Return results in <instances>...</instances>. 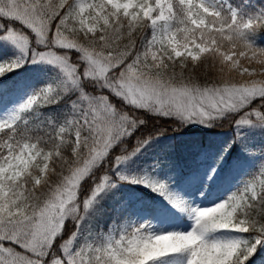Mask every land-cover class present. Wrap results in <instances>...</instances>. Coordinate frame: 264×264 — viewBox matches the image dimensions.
I'll use <instances>...</instances> for the list:
<instances>
[{"label": "snow or ice", "instance_id": "1", "mask_svg": "<svg viewBox=\"0 0 264 264\" xmlns=\"http://www.w3.org/2000/svg\"><path fill=\"white\" fill-rule=\"evenodd\" d=\"M0 20L12 22L0 23V40L20 54L0 61V77L25 63L57 73L0 119V264H155L168 254L184 255L185 264H254L261 257L264 162L239 191L191 208L187 232L154 234L140 224L100 234L81 222L114 186L110 171L160 134L137 136L128 148L125 141L149 124L145 114L264 128V47L251 38L264 30V8L244 17L228 0H0ZM66 98L62 120L40 115ZM130 182L180 203L163 181ZM222 230L241 235L212 238Z\"/></svg>", "mask_w": 264, "mask_h": 264}, {"label": "rangeland", "instance_id": "2", "mask_svg": "<svg viewBox=\"0 0 264 264\" xmlns=\"http://www.w3.org/2000/svg\"><path fill=\"white\" fill-rule=\"evenodd\" d=\"M228 3L244 17L264 8V0H228ZM0 23L7 27L12 22L0 20ZM251 38L256 46L264 47V30H258ZM18 55L20 54L11 44L0 40V61L11 60ZM21 68H26L28 76L26 75V80L16 84L11 91H6L5 85L1 82L4 77H0V119L14 114L29 95L49 83L57 74L52 66L44 63H25L18 69ZM67 111L68 103L65 107V115ZM188 125L195 127L194 130L197 131H208L211 126L199 123ZM195 135L197 133H190L184 137L189 139ZM216 140L212 148L192 144L187 149H181V156L184 159L182 161L178 159V163L171 161L172 157L153 155L149 152L152 142H148L131 159L110 171L111 183L114 186L107 187L96 198L85 214V221L81 222L82 229L88 223L94 233L104 234L121 226L127 228L144 224L154 234L189 231L192 228L191 208L212 206L231 193L239 191L264 162V128L234 127L232 124L231 129L221 131ZM165 169L168 171L166 172ZM121 176L126 179H120ZM143 176L158 182L163 181L167 185L168 192L178 197L180 203L172 206L164 197L142 184L130 182L131 178ZM108 195H112L119 203L111 223L106 229H100L91 224L90 218L98 203ZM68 223V226L71 224L74 227L71 221ZM72 226H69L70 229ZM70 229L68 230L71 231ZM211 235L215 239H233L241 234L222 230ZM155 264H185V257L182 254H168L158 258ZM254 264H264V253L260 258L255 259Z\"/></svg>", "mask_w": 264, "mask_h": 264}, {"label": "trees", "instance_id": "3", "mask_svg": "<svg viewBox=\"0 0 264 264\" xmlns=\"http://www.w3.org/2000/svg\"><path fill=\"white\" fill-rule=\"evenodd\" d=\"M26 71V68H21L4 77L1 82H3V84L5 85L6 91H11L16 84L24 82L27 75ZM204 79L205 77L203 76V74H201L200 82L203 83ZM67 103L68 101L66 98L59 103L41 107L38 109V111L42 117H50L56 121H59L65 117L64 112ZM145 119L149 121V124L141 126L140 129H138L135 133H133L131 137H129L125 141V144L128 146V148H130L133 146V142L135 141L137 136L160 132L159 135H152V138L149 140V142H152L150 149L151 151L149 152L159 157H172L171 161H176L177 163L178 159H180L179 161H182L184 159V157L181 156V149H187V147L192 144L209 148V146L211 147L212 145L216 144V137H218L221 131L230 130L232 126L230 122V119L232 118L226 117L225 119L212 124L208 130L211 132L208 133V131L194 130L195 127H191L188 124L181 125L179 121H174L172 119L152 117L148 114H145ZM190 133H197V135L189 139L184 137L186 134ZM234 150L235 149H233L232 151L234 152ZM114 151L119 152L120 146L118 145L116 149H114ZM163 164H165V162H163ZM165 171L167 172L168 169H165ZM118 203L119 201L114 199L112 195H108L107 197L102 199L92 213V216L90 218L91 224L97 228L106 229L107 225H109V223L115 217ZM68 224L69 223L67 222V230L70 229L69 226H72L71 224L68 226ZM72 228L73 226L71 227V229Z\"/></svg>", "mask_w": 264, "mask_h": 264}, {"label": "clouds", "instance_id": "4", "mask_svg": "<svg viewBox=\"0 0 264 264\" xmlns=\"http://www.w3.org/2000/svg\"><path fill=\"white\" fill-rule=\"evenodd\" d=\"M164 240H166V238H162L161 240H158L157 241V244H163L164 243Z\"/></svg>", "mask_w": 264, "mask_h": 264}]
</instances>
